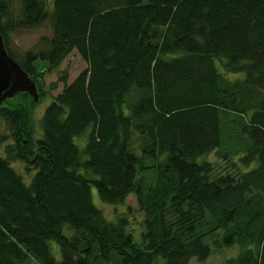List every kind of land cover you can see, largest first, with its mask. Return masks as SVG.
<instances>
[{"label":"trees","instance_id":"1","mask_svg":"<svg viewBox=\"0 0 264 264\" xmlns=\"http://www.w3.org/2000/svg\"><path fill=\"white\" fill-rule=\"evenodd\" d=\"M45 19L51 34L17 58L9 34ZM0 33L38 101L39 59L52 69L75 48L87 63L45 105L39 137L32 95L0 103V144L13 140L0 154V264H189L212 247L237 248L221 264H264V0H0ZM212 150L248 167L209 180ZM92 186L109 203L134 193L140 242Z\"/></svg>","mask_w":264,"mask_h":264},{"label":"rangeland","instance_id":"2","mask_svg":"<svg viewBox=\"0 0 264 264\" xmlns=\"http://www.w3.org/2000/svg\"><path fill=\"white\" fill-rule=\"evenodd\" d=\"M45 8L50 9L52 0H42ZM146 1V0H144ZM20 8L18 2H12L9 9V14H19ZM51 34V23L49 19H45L42 23L35 26L18 27L9 34L8 47L19 59L25 56V53L29 50L37 51L41 47V37L49 36ZM38 69L44 68L43 75L41 76V88L44 92L43 97H40L39 101L36 100V104L33 107V113L31 118V124L34 128L33 135L35 137L41 136V115L45 105L51 100L52 96L55 95L65 82H69L73 77L83 68L87 66L86 61L82 58L80 53L75 49H71L68 54L63 58L61 63L52 68L45 69L46 62L39 59ZM215 62L219 66L222 74L229 77H239L243 75V72H228L224 69L222 63H219L218 58ZM8 127L5 120L0 117V134L7 133ZM86 132L82 133L77 141L81 145L84 143ZM13 143L11 138L5 139L0 144V154L7 155L6 145ZM205 158L212 163V168L207 174L209 180H215L221 174L231 171L232 168H247L238 161V155H231L229 158H224L212 150L206 154ZM12 165L22 173L26 180H29L35 169L32 164L29 165L26 161L15 158L11 159ZM92 200L94 203L101 208L104 215L108 219H115L117 216H125L128 224L127 228L132 233L134 239L137 242L141 241V232L143 230L142 219L143 213L138 208L137 200L134 193H130L126 196L125 200L120 203H109L103 201L97 192L95 186L91 187ZM65 233H69L67 228H64ZM55 255H59L57 245L52 243ZM236 247H212V251L203 260H198L195 257H191L189 264H221L227 257L232 256L236 253Z\"/></svg>","mask_w":264,"mask_h":264},{"label":"water","instance_id":"3","mask_svg":"<svg viewBox=\"0 0 264 264\" xmlns=\"http://www.w3.org/2000/svg\"><path fill=\"white\" fill-rule=\"evenodd\" d=\"M20 91H27L35 100L38 99L34 79L8 53L0 33V103Z\"/></svg>","mask_w":264,"mask_h":264}]
</instances>
